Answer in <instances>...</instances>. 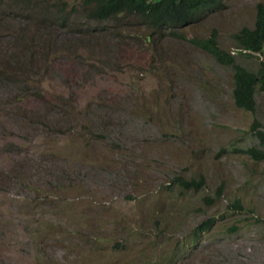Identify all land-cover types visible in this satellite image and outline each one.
<instances>
[{"label":"rangeland","instance_id":"1","mask_svg":"<svg viewBox=\"0 0 264 264\" xmlns=\"http://www.w3.org/2000/svg\"><path fill=\"white\" fill-rule=\"evenodd\" d=\"M258 3L173 33L82 0L0 6V264H264V157L245 151H264V91L237 107L231 66L188 38L215 30L256 70L230 34Z\"/></svg>","mask_w":264,"mask_h":264},{"label":"trees","instance_id":"2","mask_svg":"<svg viewBox=\"0 0 264 264\" xmlns=\"http://www.w3.org/2000/svg\"><path fill=\"white\" fill-rule=\"evenodd\" d=\"M82 4L86 6L87 15L94 22L114 18L122 12H128L131 15L134 14L131 12H136L142 16V18L138 16L142 23L152 30L165 24H187L195 21L202 12L222 5V0H82ZM255 8L256 14L253 25H242L230 36L235 42L239 54L248 57L254 56L255 53L263 54L256 70L237 63L234 54L221 48L217 42L215 30H211L207 37H188L193 44L207 51L215 60L231 66L232 99L237 107L249 111H254L255 108V92L257 90L264 91V8L260 3ZM181 37L184 38V36ZM245 151L255 157L256 155L264 157V151L255 147H248ZM173 180L185 188L197 189L203 185L199 177L186 178L178 175L174 176ZM231 206L240 209L241 204L234 199ZM212 221V217H207L198 223L193 229V236H197L206 230L212 225Z\"/></svg>","mask_w":264,"mask_h":264},{"label":"clouds","instance_id":"3","mask_svg":"<svg viewBox=\"0 0 264 264\" xmlns=\"http://www.w3.org/2000/svg\"><path fill=\"white\" fill-rule=\"evenodd\" d=\"M30 2H31V0H0V6H7L9 8V13H11V11L13 9V7L11 5H17V6H20V5H23V4L27 5ZM131 13L137 14V16L142 18V16L139 13H136V12H131ZM200 15L197 17L196 20L194 19L195 21H191L190 23L197 22L201 18ZM12 17H14L13 14H12ZM103 20H101V21H103ZM190 23H187V24H190ZM183 25H186V24L185 23H183V24H165V25H162L160 27H161V29L169 28V29H171L170 33H173L178 27L183 26ZM154 29L155 28H153L152 31H154ZM210 32L211 31H209V33L206 36H203V37H207L208 35H210ZM236 52H237V50H236Z\"/></svg>","mask_w":264,"mask_h":264}]
</instances>
